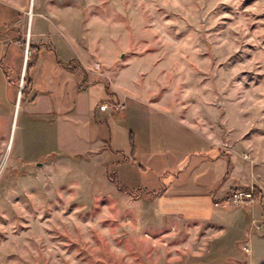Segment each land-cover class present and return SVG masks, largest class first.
Segmentation results:
<instances>
[{
    "label": "rangeland",
    "instance_id": "374dc122",
    "mask_svg": "<svg viewBox=\"0 0 264 264\" xmlns=\"http://www.w3.org/2000/svg\"><path fill=\"white\" fill-rule=\"evenodd\" d=\"M32 10L45 39L72 38L61 53L89 56L100 78L119 76L146 102L134 119L137 166L119 172L105 155L48 154L51 132L30 126L22 103L13 123L16 100L0 70V264H264L258 186L227 187V209L240 207L244 220L223 229L201 220L212 214L205 189L223 184L232 161L231 178L245 181L251 166L264 187V0H0V26L13 18L1 32L17 20L28 31ZM22 33L25 52L52 45L27 32L22 46ZM170 181L181 216L157 211L158 196L120 188ZM238 189L253 192L254 207L231 200Z\"/></svg>",
    "mask_w": 264,
    "mask_h": 264
},
{
    "label": "crops",
    "instance_id": "0c3cea01",
    "mask_svg": "<svg viewBox=\"0 0 264 264\" xmlns=\"http://www.w3.org/2000/svg\"><path fill=\"white\" fill-rule=\"evenodd\" d=\"M12 19H7L0 26V70L5 74L9 91L12 90L16 100L13 123L19 122L18 117L23 113L30 126L42 133L49 134L51 132L53 141L49 144L51 146L47 150L48 154L57 153L59 156L72 158L78 156L82 159L87 155L96 157L99 154L102 157L105 155L104 160L109 165H116L119 172L125 163L126 171L132 168L131 166H137L136 142L139 134L135 129L134 119L137 118V114H140L141 104L146 102V98H142L137 90L133 91L119 76L116 75L114 79L106 74L112 91V94H108L104 82L106 79L100 78V71L94 70L89 56L84 58L82 54H77L74 48L72 51L65 49L64 53H61L60 43L64 41L63 38L70 43L72 38L63 32L56 31L50 32L45 39V31L42 29L35 31L33 24L31 26V17L29 18L28 31L25 29L22 33L17 27L20 20H17L14 22L15 26H10L7 31L1 32V29L7 27ZM27 32L29 38L31 36L33 40L39 42L45 40L51 42L52 45L50 49L41 47L36 54L30 71V87L26 92L25 99L21 101L22 93L19 94L20 88L17 84L19 85L22 80L23 82L25 80L28 55L27 48L25 52L24 47L19 46V35L21 33L23 35L22 46H24ZM74 58L78 59L82 67L88 72V82L83 88L80 87L84 78L81 71L75 68L71 69L68 66V62ZM9 69L15 70L14 77L16 80L11 79ZM20 103H22L21 113H19ZM191 124L194 123L191 122ZM219 158L221 157L212 156L208 158V161H216ZM138 167L143 171L147 170L144 164L140 163ZM230 167L231 172L227 176L228 178L225 179V173L220 178L223 180L222 185L218 186L219 180L214 178L204 192V194L212 196V199L208 197L212 214L206 218L203 217L201 220L217 224L222 229L228 220H235L236 218L244 220L246 217L245 214L241 213L243 211L240 207L232 205L233 207L227 209L229 202L231 203L224 198L227 195L228 186L231 184L238 187L256 185L260 188L261 194H264V187L257 181L251 166L249 178H246L244 174L242 175L243 169L238 174L242 175L245 181L231 178L236 172V168L239 167L237 163L232 161ZM251 172H253L252 175ZM106 175H108L107 170ZM229 179L233 182L223 186ZM171 184L172 181L166 183V191L157 197L158 202H160L157 211H160L162 215L181 216L183 208L177 202L180 198L173 197V195L177 196L180 193H172V195L170 193ZM248 205L250 208L254 207L253 203H248ZM216 208L220 209L218 216L213 214ZM224 208L229 212H234L235 218H229L228 212L223 211Z\"/></svg>",
    "mask_w": 264,
    "mask_h": 264
},
{
    "label": "trees",
    "instance_id": "16d2710c",
    "mask_svg": "<svg viewBox=\"0 0 264 264\" xmlns=\"http://www.w3.org/2000/svg\"><path fill=\"white\" fill-rule=\"evenodd\" d=\"M43 46L47 47L49 49L51 48V46H49L46 43H40L38 45H36L34 43H31L30 46H29V51L35 50L36 54H37L40 51L41 47H43ZM36 54H35V56H36ZM34 59H35V57H34ZM34 59L31 60V61H28L27 65H26V76H25V80H24V87H23V90H22L21 101H23L25 99L26 92L29 90V87H30V82H31L30 71L32 69ZM68 66H70L71 69L75 68V69H79V71H81V73L84 76V78H83V80L80 83V87L83 88L88 82V80H87L88 79V74H87L88 72L82 67V65L80 64L79 60L75 59V58L71 59L68 62ZM4 69L6 70V67H4ZM104 82L106 84V90H107L108 94H112L109 82L107 80H104ZM17 86H18V84H17ZM229 173H230V169L227 170V172L225 174V177H227ZM108 174L112 177L111 173H108ZM113 179H115V178H113ZM120 188L126 189L127 191H129L130 193L134 194L135 196H140V195H145V194H151V195H154V196H161L166 191V185L165 184H164L163 187H161L158 190L149 189V188L144 187V186L130 187L128 185L125 186L123 184H121ZM255 190H256L255 191L256 194L257 193H259V194L261 193V190L258 187H256Z\"/></svg>",
    "mask_w": 264,
    "mask_h": 264
},
{
    "label": "built area",
    "instance_id": "2783aa9c",
    "mask_svg": "<svg viewBox=\"0 0 264 264\" xmlns=\"http://www.w3.org/2000/svg\"><path fill=\"white\" fill-rule=\"evenodd\" d=\"M253 192L238 189L235 192H233L231 196V200L236 204H248L252 202L253 200Z\"/></svg>",
    "mask_w": 264,
    "mask_h": 264
},
{
    "label": "water",
    "instance_id": "95a60500",
    "mask_svg": "<svg viewBox=\"0 0 264 264\" xmlns=\"http://www.w3.org/2000/svg\"><path fill=\"white\" fill-rule=\"evenodd\" d=\"M28 52H29V45L27 46V55H28ZM22 83H23V80L21 81V85H20V90H19V94L21 95V93H22V89H23V85H22Z\"/></svg>",
    "mask_w": 264,
    "mask_h": 264
},
{
    "label": "bare ground",
    "instance_id": "6f19581e",
    "mask_svg": "<svg viewBox=\"0 0 264 264\" xmlns=\"http://www.w3.org/2000/svg\"><path fill=\"white\" fill-rule=\"evenodd\" d=\"M33 14H34L33 10L30 11L29 15H30L31 19H32V17H33Z\"/></svg>",
    "mask_w": 264,
    "mask_h": 264
}]
</instances>
